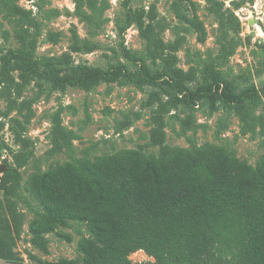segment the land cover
<instances>
[{
  "label": "trees",
  "instance_id": "1",
  "mask_svg": "<svg viewBox=\"0 0 264 264\" xmlns=\"http://www.w3.org/2000/svg\"><path fill=\"white\" fill-rule=\"evenodd\" d=\"M73 1L80 19L92 25L102 21L106 0L100 5L98 0ZM133 1L121 0L125 14L119 33L124 35L134 25L144 41V52L131 50L121 40L113 49L115 62L102 67L75 62L73 53H90L98 47L80 39L75 30L68 51L38 56L41 22L15 0H0L3 16L17 23L19 41L16 47L0 45V97L6 101L0 117L18 115L10 116L9 128L19 145L11 150V162L2 160L6 169L0 174V264L21 260L15 251L24 221L18 208L20 187L41 209L28 223L35 247L46 252V234L59 224L75 220L88 227L89 235L78 242L80 256L38 264H264V154L251 164L234 150L212 142L170 145L164 129L171 110L198 105L209 113L233 112L242 135H253L258 128L264 132V81L239 87L221 68L239 45L230 37V25L232 32L239 30L234 10L245 0H229L226 8L224 0H206L221 30L219 53L216 60L187 69L179 65L182 39L162 37L167 22L155 3L133 7ZM169 7L195 31L198 41L206 39L194 0H171ZM59 35L49 31L46 39L57 43ZM101 83L150 88L141 106L151 107L150 142L158 146L157 154L121 148L58 162L30 173L21 186L20 168L31 156L23 134L34 113L33 103L53 91L68 87L90 91ZM28 86L35 87L32 97H24ZM4 124L0 119V131ZM53 125L54 135H62L59 111ZM196 127L189 112L181 130ZM260 145L264 147V137ZM5 147L0 137V157ZM137 250H144L154 261L133 263L129 255Z\"/></svg>",
  "mask_w": 264,
  "mask_h": 264
},
{
  "label": "rangeland",
  "instance_id": "2",
  "mask_svg": "<svg viewBox=\"0 0 264 264\" xmlns=\"http://www.w3.org/2000/svg\"><path fill=\"white\" fill-rule=\"evenodd\" d=\"M15 1L20 6L30 9L41 22V35L36 50L38 56L60 55L68 51V46L73 40V30L80 39L98 44L90 53H73L76 63L87 61L89 64L107 67L109 63L115 62L113 49L118 48L121 40L131 50L141 54L144 52V41L139 37L134 25L130 26L124 35L119 33L118 24H122L125 14L121 0H106L107 6L103 11L102 21L94 25L80 19L75 13L73 0ZM170 1L134 0L132 6L147 8L151 3H155L160 17L167 22L162 37L166 41L182 39L178 51L181 67L187 69L191 65L201 66L207 60H216L221 30L216 17L209 11L206 0H194L197 14L206 29L204 41H198L195 31L175 17L169 7ZM224 1V7H229V0ZM100 2L101 0H98V5ZM84 8L87 13L91 12L86 4ZM234 12L240 21V28L232 32L233 28L230 25V37L236 38L239 45L221 68L235 78L239 87L250 83L258 85L264 81V0H245ZM16 29V21L3 16L0 10L1 46L19 45ZM49 31L60 33V40L57 43H51L46 39ZM195 85L196 82L192 83V86ZM149 89L101 83L90 91L68 87L64 91L57 90L47 97H40L32 105L34 113L23 134L31 156L20 168L21 186L30 173L44 171L58 162L74 161L83 157L93 158L113 153L121 148L138 149L146 155L157 154L158 146L150 142L151 107L141 106ZM35 93V87L28 86L24 97H32ZM5 107L6 101L0 97V111ZM262 110L264 111V108ZM57 111L60 113L62 135H54L53 132V116ZM189 112L197 127L183 132L182 119L187 118ZM10 116L18 117L15 112H11L7 117H0L5 122L0 137L6 143V147L1 151V166L4 158L11 162V150L19 148L14 141V132L9 128ZM164 129L165 142L170 145L189 146L192 143L212 142L234 150L237 156L251 164L264 154V147L260 145L264 132L258 128L253 135H242L239 132L237 116L223 109L209 113L206 107L197 105L191 110L182 108L171 110L165 116ZM17 198L18 208L24 216L22 232L15 245V251L21 257L17 264L56 262L60 258L74 259L81 255L78 242L83 236L89 235L85 223L70 220L66 224H59L54 231L46 234L48 243L45 252L30 242L31 234L28 230L29 221L41 210L40 207L28 196L23 187H20ZM129 258L133 263L154 261V257L147 255L144 250L132 252Z\"/></svg>",
  "mask_w": 264,
  "mask_h": 264
},
{
  "label": "water",
  "instance_id": "3",
  "mask_svg": "<svg viewBox=\"0 0 264 264\" xmlns=\"http://www.w3.org/2000/svg\"><path fill=\"white\" fill-rule=\"evenodd\" d=\"M5 168L6 167L4 165L3 166L0 165V172H3Z\"/></svg>",
  "mask_w": 264,
  "mask_h": 264
}]
</instances>
